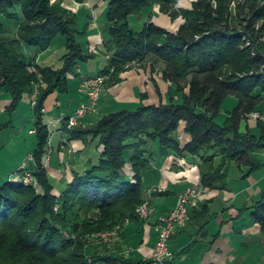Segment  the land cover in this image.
I'll return each instance as SVG.
<instances>
[{"label": "trees", "instance_id": "16d2710c", "mask_svg": "<svg viewBox=\"0 0 264 264\" xmlns=\"http://www.w3.org/2000/svg\"><path fill=\"white\" fill-rule=\"evenodd\" d=\"M84 1L76 0L79 4ZM105 1L104 55L108 62L98 75L108 77L112 71L116 76L134 61L150 62L152 71L159 64L178 100L169 95L166 104H140L134 110L111 113L88 127L81 124L68 130L67 121H63L61 130L70 139L85 143L97 139L102 148L97 165L82 175L74 173L73 181L58 197L41 161L50 134L43 124L44 104L53 93L66 94L68 75L77 73L78 64L96 57L79 41L86 30V26L79 30L84 13L63 0H0V96L10 100L0 114V134L12 132L15 113L22 101L28 100L33 106L29 132L35 130L34 163L30 166L42 189L35 193L32 186L1 182L0 177V223L6 225L19 195L27 196L28 205L19 202L24 205L25 222L12 235L20 257H28L31 264H152L150 259L126 258L120 253L122 248L88 255L93 250H87L83 240L102 231L120 232L122 239L126 224L141 220L136 210L147 199L142 177L151 169L146 156L150 142H157L163 156L199 159L203 189H224L228 162L249 168V173L264 166L256 155L264 151V121L255 120L257 134L251 133L249 126L242 131L249 114L264 113V0H198L189 9L180 10L183 23L176 32L151 21L155 5L168 13L176 0ZM232 2L240 31L230 24ZM133 16H145L147 21L140 29L131 27ZM176 16L173 11L172 19ZM57 38L65 47L61 66L39 65L38 55ZM228 97L234 98L236 105L218 124L216 118ZM181 122L190 136L184 147L178 140ZM127 163L131 181L124 173ZM196 209L191 207L189 212ZM250 209L253 222L264 234V189ZM30 219L32 228L28 227ZM64 230L75 238L65 239ZM0 260L7 263L2 254Z\"/></svg>", "mask_w": 264, "mask_h": 264}, {"label": "crops", "instance_id": "0c3cea01", "mask_svg": "<svg viewBox=\"0 0 264 264\" xmlns=\"http://www.w3.org/2000/svg\"><path fill=\"white\" fill-rule=\"evenodd\" d=\"M63 1L76 11L82 8L87 12L83 14L79 22V30H83L86 26V30H83L85 35L79 37V41L81 46L86 51L95 54L98 60L92 65H90L91 60L78 64L77 73L68 75V92L66 94L53 93L46 99L43 116L45 125L52 123L61 115H72L80 102L77 92L78 80L84 75H98L108 62V56L103 52L106 24L104 15L108 1L85 0L81 6L77 3L71 5ZM153 13L151 21L157 26L168 29V23ZM146 21L145 16H133L129 24L131 27L140 29ZM55 41L56 45L53 43L50 49L38 55L39 65L53 68L61 66L60 58L65 53L64 41L60 38ZM122 77L123 84L119 85V89L114 87L106 92L101 99L100 113L87 116L84 119V127L96 124L104 116L120 110H134L140 104L148 106L161 103L153 83L148 81L144 75L132 70L124 73ZM156 80H158L157 85L163 95L162 104H166L168 102L166 95L170 85L167 88L164 81ZM171 93H173L172 98L178 100L173 89ZM143 94L146 98L141 100L140 96ZM84 102L83 97L81 104ZM9 103L7 96H0V114ZM32 107V104L26 100L25 105L22 106L21 103L17 109L13 119L14 124L12 123L16 129L20 128L16 134H13L14 129L12 132L8 130L0 134V137H4L0 141L1 182H9L18 174L22 159L26 154H31L30 150L35 147V140H29L31 141L29 147H23L27 146L25 136L34 137V134L29 133L32 129L30 125L33 123ZM246 125L256 133L255 121H249ZM56 126L51 138L52 151L46 171L52 179L55 188L54 195L59 196L66 185L73 181L74 173L82 175L87 169L97 165L101 148L97 139L88 140L87 143L73 140L70 142L71 151L67 145H63V140L61 142L62 125ZM184 129L185 123L181 122L178 129V140L181 147L190 142V136ZM63 147L64 149L66 147L67 152L63 151ZM147 148L149 153L146 156L151 169L144 173L142 182L145 198L150 200L154 214L147 222L139 220L127 223L122 235L129 249L128 255L137 260L150 258L157 241L155 222L175 207L177 195L188 188H201L199 159L181 158L174 154L163 156L157 142H150ZM24 150H28L29 153H24ZM257 155L264 162V153L260 152ZM218 160L217 158V163H219ZM225 171L224 189L203 191L198 208L189 212L186 226L171 237L169 249L174 254L172 264H264V234L260 225L253 222L250 209L260 198L264 189V166L249 173V168L238 167L235 162H228ZM124 173L131 181L133 175L129 163L126 164Z\"/></svg>", "mask_w": 264, "mask_h": 264}, {"label": "rangeland", "instance_id": "374dc122", "mask_svg": "<svg viewBox=\"0 0 264 264\" xmlns=\"http://www.w3.org/2000/svg\"><path fill=\"white\" fill-rule=\"evenodd\" d=\"M65 1L67 3H69V4H71V5H75L77 3L76 0H65ZM196 1H198V0H176V4H175V6L173 7V10H172V12L175 11L177 13V16L174 19H172V12L171 11H170L171 13L170 12H168V13L167 12H162L160 10L159 5H155L154 6V8L152 9L153 10L152 13L154 12L153 14H157L158 16L161 17V20H164V21H166L168 23V27L167 28L169 30L166 29L167 31L176 32L178 30L179 26L183 23V17H182V13H180V10L189 9L191 7V4L193 2H196ZM77 4H79V3H77ZM81 5H83V3L80 4V6ZM80 10H81L82 13L87 14L85 9L81 8ZM229 11H230V17H231L230 24H231L232 28L236 29L237 31H240V29L237 27V23H236L237 10H236V5H235L234 2H232L231 6L229 8ZM178 12H179V14H178ZM260 24H262V20L259 21V26H260ZM80 31L82 32V30H80ZM104 40H106V39H104ZM57 42H59V40ZM262 42L264 43V37L262 39ZM54 45H56V41H54ZM103 52L106 53V50L104 48V43H103ZM97 57H99V55ZM97 60H98L97 58H95L93 61L91 60L90 65H92L93 62H96ZM132 70L144 75L145 78L148 81L153 83V85L155 87V90L157 92V95H158L159 99L161 100L160 104H162L163 95L161 94V92L159 90V87L157 85L158 80H156V79H159L160 81H164L167 84V88H169V85H170V88H169V91H168V93L166 95V98H168L169 95L171 96L173 94V93H171L172 89L174 90V93H176V89L174 88V86L169 81H166V80L163 79L162 72H161V70H162L161 65L157 64V66H155L154 71H152L150 62H148V61L147 62L134 61V62L130 63L128 66H126L125 70L120 72L116 76L114 75L115 73H113L112 71L109 72V75L106 78L103 90L101 92V95H100V98H99V101H98V104H97L96 111L93 114H87L83 118H81V120L79 121L78 125L82 124V126H83L84 119L87 116L97 115V114L100 113V109H101L100 108V104H101L102 97L106 94V92L111 91V89L114 88V87L116 89H119L118 88L119 85L123 84V81H124L122 75L124 73L132 71ZM85 77H88V76L84 75L81 79L78 80V83H77V92H78V96H79V100H80L78 106H80L81 102L83 101V97H84L85 101L87 99V97L84 96L83 93L80 91V85L82 84V79L85 78ZM186 90L187 89H185V91H184L185 94H186ZM140 98H141V100H144L146 98V96L143 94V95L140 96ZM25 103H26V100H23L22 101V106H24ZM235 105H236V100L234 98H232V97H228L223 102V104L221 106V110H220V112H219V114H218V116L216 118V122L218 124H222L225 121V119L227 118V116L229 115V113L234 109ZM78 106H76V107H78ZM255 112H258V111H255ZM255 112H253V113H255ZM248 118H249V116H248ZM248 120L249 121H255V120L251 119V117ZM14 121H13V124H14ZM96 124H93V125H96ZM246 124H247L246 121L244 122V125L242 124L243 125L242 131H244V132H246V129H247V126H248ZM93 125H91V126H93ZM46 126L49 129V131H50L49 133L50 134L48 136V143H47L46 146L43 147V153H42V156H41V161H42V164H43V167H44L45 170H46V168L48 169V167H46V166H48V161L50 159V155H51V151H52L51 150V138L53 137V134L55 133L54 129H52L50 127L49 123ZM86 127H88V126H86ZM13 128H14V130L12 129L13 130V134H16L19 131V129H20V128H17L18 129L17 130L14 126H13ZM249 131L251 133H253V134L258 133L257 131L255 133V132L251 131L250 129H249ZM60 133H61V142L63 140V145L64 146L67 145L70 148V150L72 151V149L70 147V142L73 141V140L70 139V136L67 135L65 132H63L62 130H61ZM25 138L27 140V142H26L27 146H23V147H29V142L35 140L34 137H30L29 138L28 136H25ZM29 140H31V141H29ZM99 147L102 148L101 146H99ZM62 149H63L64 152H67V150H65L66 147H65V149L63 147ZM32 150H30V151L32 152ZM24 153H29V151L28 150H24ZM262 153H264V151ZM256 155H257V153H256ZM73 158H72V160H74ZM33 163H34L33 155L26 154V156L22 159V161L20 163V167L21 166H25L24 167L25 169L22 170V171H19L18 174L14 178L10 179L9 182L21 183L24 186H28V187L32 186L35 189V193L36 192L37 193H41L42 189L40 187V184L38 183L37 178L35 176H33V174H32V170H31L32 167L30 165L33 164ZM27 174H29V176H31V178L27 177ZM14 196L15 195H13V197ZM26 197L27 196L19 195V197L16 199L17 207L12 209L11 210L12 212H10V215H11V217L9 216L10 217V219H9L10 221L7 220L6 221L7 222L6 225L3 224V223H0V225L1 224L3 225V226H0V251H2V253H0V254H2L4 256V260H7V263L2 262L0 260V264H31V262H32L26 256L20 257L18 249L13 244L14 241H13V235H12V232H14L15 229L20 228V224H23L25 222V218H26L24 216L25 213L22 212L24 210L23 209L24 205L20 204L19 202H20V200L22 202L25 201V203H27V205H28V202H29L28 200L29 199L26 198ZM57 210H58V206L55 205L54 206V211H57ZM31 218H34V217L31 216ZM29 223L31 225L28 224V227L32 228V225L34 224V221L30 219ZM22 226H24V225H22ZM27 232L24 230L22 234L26 235ZM106 232L107 233H111V234L115 233V236L112 237L111 240H108L106 242L100 241L99 235L103 234V233H106ZM119 234H120V232H117V231L116 232L115 231H113V232L102 231V232H97V233H93V234H90V235L89 234L86 235L83 238L85 247H86L87 250L89 248H91L93 250L88 255H92L96 251H98L99 253H102V254H106L107 251H110V250L115 251L117 249H121L122 248V251L120 253L123 252V256H125L126 258H130V256L128 255L129 249L126 247L127 245L125 243V238L121 239L120 238L121 235L119 237ZM1 235H4L8 239V241H7V239L5 237H1ZM63 237L65 239H70V238H75V235L72 234L71 232L67 231V230H64L63 231ZM35 254H37V253L35 252Z\"/></svg>", "mask_w": 264, "mask_h": 264}, {"label": "built area", "instance_id": "2783aa9c", "mask_svg": "<svg viewBox=\"0 0 264 264\" xmlns=\"http://www.w3.org/2000/svg\"><path fill=\"white\" fill-rule=\"evenodd\" d=\"M107 76H88L82 79L80 91L87 97L86 101L82 103L74 114L67 119L65 116H59L55 121L50 123L52 129L56 128L58 124L62 125L63 121H67V129L70 130L79 124L81 118L87 114H93L97 109V104L103 90ZM253 120H263L264 113L255 112L249 115ZM61 131V130H60ZM30 133H35L32 130ZM25 166L20 167V171L24 170ZM29 173V172H28ZM27 177L31 178L29 174ZM203 188H188L187 190L177 195L175 207L166 215L159 217L155 222V229L157 231V241L152 249L150 261L152 264H172L174 261V254L169 249V242L171 237L180 229L184 228L189 220V208H198L202 196ZM150 194V192H149ZM137 215L144 222L149 221L153 214L154 208L150 200L146 199L142 205L136 210ZM115 233L100 234V241L106 242L111 240Z\"/></svg>", "mask_w": 264, "mask_h": 264}]
</instances>
